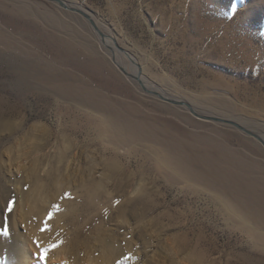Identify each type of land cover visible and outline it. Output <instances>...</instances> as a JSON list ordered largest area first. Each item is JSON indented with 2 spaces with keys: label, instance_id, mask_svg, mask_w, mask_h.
<instances>
[{
  "label": "rangeland",
  "instance_id": "374dc122",
  "mask_svg": "<svg viewBox=\"0 0 264 264\" xmlns=\"http://www.w3.org/2000/svg\"><path fill=\"white\" fill-rule=\"evenodd\" d=\"M3 1L9 8L14 2L70 22L108 69L98 77L88 59L73 57L62 44L57 49L53 30L30 28V21L12 18L0 8V28L32 52L27 57L0 43V92L6 89L16 97L27 91L12 85V92L4 78L16 57L17 64L26 57L59 67L74 75L70 84L93 88L98 100H108L120 112L130 111L133 119L144 117L148 128L175 137L184 149L194 146L195 156L208 157L211 174L233 171L245 184L259 187L251 196L262 197V208L256 210L264 216V146L257 139L145 92L137 79L114 64L101 37L78 13L47 0ZM64 1L77 5L105 40L116 43L128 73L171 99L187 102L199 115L231 119L264 139V0ZM40 90L29 96L27 108L15 119L22 125L19 133L0 138V176L10 188L9 201L0 202V214L15 201L7 216L13 224L17 221V231L27 235L30 226L43 227L27 207L31 204L17 199L30 182L47 190L43 221L55 212L50 230L41 231V240L30 246L27 264H45L44 248L52 249L46 264H264V222L230 205L237 204L235 196H244L240 185L231 182L225 191L164 166L160 159L166 148L160 141L117 147L97 124L103 112L52 89L46 95ZM66 146L68 154L62 159ZM110 162L118 164L119 177L102 181ZM95 182L101 185L97 191Z\"/></svg>",
  "mask_w": 264,
  "mask_h": 264
},
{
  "label": "bare ground",
  "instance_id": "6f19581e",
  "mask_svg": "<svg viewBox=\"0 0 264 264\" xmlns=\"http://www.w3.org/2000/svg\"><path fill=\"white\" fill-rule=\"evenodd\" d=\"M0 1L5 3V1H3V0H0ZM60 1L63 2L66 5V7H68L69 9H76V10L82 11L80 9H77V7H78L77 5H75V6H77V7H75V6H72L70 3H68L64 0H60ZM2 2H0V8L2 10H6V11L10 12V15H11L10 17H12V18H15L18 20H26L27 22L30 21L29 24H27L30 28L37 29L39 31H41L40 29H42V30L45 29V32H47L46 30L49 29V30H53V32H55V33H61V35H63L62 37H60L58 34L54 33L52 35L50 33L52 35L51 36L52 40H54L53 43L56 44L55 46L57 47V49H59L57 44H62L63 49L66 50L67 53H69V54L71 53L72 55H74L73 57L80 58L82 56L81 59L82 58L88 59L90 61L89 65L90 66L93 65L90 68L94 71V73H97L96 75H98V77L99 76L103 77L105 75V74H103V69H105V68L108 69V67L106 66L107 64L105 62V59H103V58L101 59L98 56L99 52L98 53L96 52L94 46H92L93 44L87 42V39L84 37V35L81 32H79L70 22L63 20L62 18L55 17V16L51 15V13L49 14V13L44 12V11H42V12L36 11V10L30 9V8L18 5L17 3H14V2H11L12 4L10 7H12V8H9L5 4H3ZM12 27L15 28V26H12ZM96 33L99 35L98 32H96ZM16 39L17 38H13L12 36H8L0 28V43H6V46L9 48H12V49H19L26 56L32 55V52H30L29 50H27L25 48L24 49L22 48V45H21L22 40H16ZM109 39L105 40V39L101 38L100 40L104 44V46H105L104 48H106V50H109V51H107V54L109 52V56H110L111 60L114 61V64L115 65L118 64L119 66L123 67V65H122L123 62L121 63V61H120V53H119L120 51H118L119 48L114 41H112L111 39L109 40ZM24 58H26V57H22V60H23L22 64H17V62H16L17 59H19V57H16L15 62L12 61L13 62L12 64H10V65L8 64L9 66L12 65L11 70H10V73L8 72V75L4 77L7 80V84L9 85L12 92L14 90L12 88V85L25 87L24 89H27V91L21 90L22 93L17 94V96L19 97L18 98L17 96L14 97L15 95L14 96L12 95V97H11V92L6 91V89H1V91H2V92H0V138L1 139L4 136L3 135L4 133H10V135L12 136V135H15L16 132L21 130V128H22L21 122H17L15 119L20 117V115H21L20 110L27 108V104H28L27 100H28V98H30L29 96L32 93L36 92V90L37 91L40 90L39 88H41L40 91H42V90L46 91L44 93L46 95V93L50 92V90L52 89L54 92H56L57 95H62L66 98H73L76 101H80L81 104L83 103L85 106L92 107V109L94 108L96 110V112L97 111H101V113L103 112L102 114H104V116L101 115L103 117L97 118V119H99V122L97 124H100L101 131L108 134L110 140L112 141L111 143H113L115 146H117V147L128 146L129 143H131V142L133 143L134 141L137 142L139 140H145V142H146V140H154V141L156 140L158 142L160 141V143H162V145H164L166 148V151L163 150V153L161 154L162 156L160 159L161 164H164V166L165 165H167L168 167L171 166L176 171H178L179 173L184 174V176L186 175V173H188L192 179L200 180V181H202V183H203V181L207 182V183H215L217 186H220L225 191H226V188L227 189L230 188L229 184L231 182L240 185L241 186L240 189H241L242 193L244 194V196L243 195L238 196V197L235 196V202L237 204L230 202V205H233V206L239 205L242 209V212L245 211L246 214L250 216V218H252L253 220H255L258 223L264 222V221H262V219H264V216H261L258 213L259 211L256 210L257 207H259L261 205L260 200L262 199V197L260 196L261 198L258 199L254 195L251 196L253 191H255L254 188L260 189L259 187L245 184L244 178L242 176H240L239 174L234 173L233 171H228L227 173L218 172L217 174H214V173L211 174V172H209L210 161H209L208 157L206 155L195 156V154L193 153L194 152V148H193L194 146L192 147L191 145L188 144V145H185V149H184V146H182V144H180L179 141L177 142L174 139L175 137L172 138V137H170L171 135L169 136V134H167V133L160 135L156 131L152 130V126H151V129L148 128V125L146 123H145L146 125L144 124V121H143L144 117H142V119H141V117L140 118L137 117V119H133V117H131L132 113L130 111H127V112L121 111L120 112L119 110L115 109V107H113L115 105L110 104L111 102L108 103V100H107V102L106 101L104 102V100H101V101L98 100L96 97L99 96V93H98V91H96V93H95V91L92 90L93 88H91V89H90V87L87 88V87L81 85L80 83H77L76 81L75 82L77 84H74V85L70 84L68 81L73 80V79L75 80L74 75H72L68 72L65 73V71L63 72L61 68H59V67L58 68H51L47 64H37L38 62L35 63L31 59L25 60ZM95 63H97V64L95 65ZM118 65H117V67H119ZM137 80H138V82H139V84L143 90L146 89L149 91L159 93L162 96L168 97V95H166V93H164L158 89H154V88L150 87L141 78L137 79ZM3 81H5V80H3ZM3 81L1 82V84L3 83ZM2 86H3V84H2ZM40 93L42 94V92H40ZM35 94H37V93H35ZM100 96L102 97L101 94H100ZM43 98H44V96H43ZM39 99H41V97ZM132 108H134V107H131V110H132ZM133 112H135V111H133ZM139 116H140V114H139ZM213 116H209V117H213ZM138 118L140 120H138ZM215 118H219V117H215ZM220 119H223V118H220ZM223 120L231 121V119L230 120L223 119ZM100 121L107 123L106 124L107 126H104L103 125L104 123L101 124ZM231 122H234V121H231ZM234 123H236V122H234ZM238 125H240V124H238ZM97 129H100L99 126ZM245 129H247V128H245ZM162 132H164V131H162ZM33 135L34 134L30 133L28 137L32 138ZM255 135L260 139L258 141L264 146V139L261 136L257 135L256 133H255ZM180 142H182V141H180ZM147 143H149V142H147ZM37 149H38V147L36 148V150ZM68 150H69V148L66 151H62V155H61L63 157V158L61 157L62 159L66 158V156L68 154ZM70 150H71V148H70ZM195 152L197 153V151H195ZM215 154H217V153H215ZM158 157L160 158L159 155H158ZM62 159H61V162H63ZM118 169H119V167H118V164L116 162H110V164H108V166H107V172L104 175H102V181H110V180H113L114 178H116L117 176L119 177ZM173 172H174V170H173ZM2 179H3L2 176H0V202H4L6 204L9 201L8 198H10L9 197L10 188L5 186L6 183H4V180H2ZM121 181H120L119 187H122ZM96 183L97 182H95V184ZM27 185H28V183H27ZM29 185L30 186H28V187L25 186L28 191L26 189H24V187H23V190L21 192H19V196L17 197V199H20L22 201V203L24 201V202H26L25 204H27V203L31 204V206H29V205L28 206L23 205V206L24 207L27 206V207L31 208V209L29 208L31 210L30 211L31 214H34L33 216H35L36 219L39 220L40 227H41L42 226L41 224L43 222V217L45 216L43 214H45L47 212L46 207L42 206V204L43 205L48 204V198L45 196L46 195L45 191H47V190L43 189V187L41 185L34 184L31 186V182ZM93 186H94L95 191H97V189H100V187H101L100 184H96ZM24 190H26V191H24ZM219 191H221V189ZM230 200L234 201L233 199H230ZM17 203H18V201H17ZM223 204H225V203H223ZM7 206H8V204H7ZM7 206H5V207H7ZM7 208H5V209L2 208L3 214L2 213L0 214V232L7 230L9 233L8 236L0 235V264H20L21 262L23 264H27V259L29 258V255L31 254L30 250L32 249L31 247L33 246L34 241H36V239L41 240L44 233L41 232V229L39 228V226H38V228L30 226V229L27 232L28 233L27 235L22 234L19 231H17V224H16L17 221L15 220V223L13 224V221H12L13 219L8 218L7 215L9 214V212H8V210H6ZM27 211H29V210H27ZM30 212H27L28 217H30V216L32 217V215L29 214ZM22 213H23V211H22ZM25 214H24V216H25ZM21 218H23V216ZM5 221L7 222V224H5ZM252 225H254V224H252ZM260 240H262L264 242V235L260 236ZM118 249H116L117 252L120 250V249L119 250Z\"/></svg>",
  "mask_w": 264,
  "mask_h": 264
},
{
  "label": "water",
  "instance_id": "95a60500",
  "mask_svg": "<svg viewBox=\"0 0 264 264\" xmlns=\"http://www.w3.org/2000/svg\"><path fill=\"white\" fill-rule=\"evenodd\" d=\"M47 1H50V2H53V3H56L58 5H60L62 8H64L65 10H69L73 13H78L79 15L85 17L89 22L90 24L92 25V27L94 28V30L96 32L99 33V35L101 36V38L105 39L106 36L100 32V30L97 28L96 24L94 23L93 20H91V17L88 16L86 13L82 12V11H79V10H76V9H69L68 7H66V5L61 2L60 0H47ZM128 55V54H126ZM118 65V64H117ZM119 66V65H118ZM120 70L125 73L127 76L131 77V78H135V79H139V77H134L132 74L128 73L123 67L119 66ZM145 92L149 93V94H153V95H156L157 97H159L162 101L166 102V103H169V104H172V105H175V106H179V107H185V108H188L189 111L194 115L196 116L197 118L199 119H202V120H205V121H213L215 123H222V124H228V125H232L234 127H236L237 129H239L240 131L250 135L251 137H254L255 139L257 140H260L254 133H252L251 131H248L247 129H245L244 127L234 123V122H231V121H226V120H223V119H220V118H215V117H209V116H203V115H199L194 109L193 107L188 104L187 102L185 101H179V100H175V99H171V98H168V97H165V96H162L160 95L159 93H156V92H153V91H149V90H144ZM262 142V141H261Z\"/></svg>",
  "mask_w": 264,
  "mask_h": 264
},
{
  "label": "snow or ice",
  "instance_id": "6c2138e0",
  "mask_svg": "<svg viewBox=\"0 0 264 264\" xmlns=\"http://www.w3.org/2000/svg\"><path fill=\"white\" fill-rule=\"evenodd\" d=\"M15 201H12L9 206H8V212L11 213L14 209V206H15ZM56 208V210L58 211L59 210V205H56L54 206ZM55 215V212H49L46 219L43 221V227L41 228V231L42 232H46V231H49L50 228H49V221H51L53 219ZM0 235H3V236H8L9 233L7 230L5 231H2L0 232ZM63 243V242H61ZM37 245L39 246V241H37ZM60 245H53L52 247L55 248V247H59ZM52 250L51 248H44L42 254H41V258L45 260V264H46V260H47V255H48V252Z\"/></svg>",
  "mask_w": 264,
  "mask_h": 264
}]
</instances>
